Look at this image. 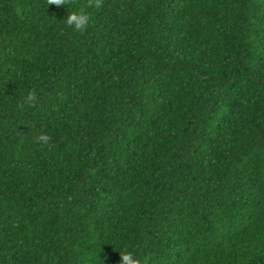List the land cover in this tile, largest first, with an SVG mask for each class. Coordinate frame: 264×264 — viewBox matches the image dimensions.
Returning <instances> with one entry per match:
<instances>
[{"label": "trees", "instance_id": "1", "mask_svg": "<svg viewBox=\"0 0 264 264\" xmlns=\"http://www.w3.org/2000/svg\"><path fill=\"white\" fill-rule=\"evenodd\" d=\"M64 3L0 0V264H264V0Z\"/></svg>", "mask_w": 264, "mask_h": 264}, {"label": "clouds", "instance_id": "2", "mask_svg": "<svg viewBox=\"0 0 264 264\" xmlns=\"http://www.w3.org/2000/svg\"><path fill=\"white\" fill-rule=\"evenodd\" d=\"M55 4L60 6L64 3V0H49V5ZM96 8L101 6V0H94V5ZM66 23L74 31L78 33H84L89 28L92 23V17L87 11H72L66 17ZM52 140V137L47 134V132L41 130L36 136V143L40 146H47ZM121 261L120 264H139V259L132 252H120Z\"/></svg>", "mask_w": 264, "mask_h": 264}]
</instances>
